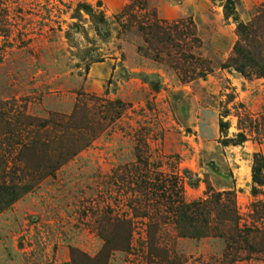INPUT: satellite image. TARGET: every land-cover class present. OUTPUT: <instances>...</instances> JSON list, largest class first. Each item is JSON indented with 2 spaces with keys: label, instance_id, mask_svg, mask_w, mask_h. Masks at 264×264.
<instances>
[{
  "label": "rangeland",
  "instance_id": "1",
  "mask_svg": "<svg viewBox=\"0 0 264 264\" xmlns=\"http://www.w3.org/2000/svg\"><path fill=\"white\" fill-rule=\"evenodd\" d=\"M258 19L264 0H0V189L27 188L0 264H264V78L235 56L264 55L238 28Z\"/></svg>",
  "mask_w": 264,
  "mask_h": 264
},
{
  "label": "trees",
  "instance_id": "2",
  "mask_svg": "<svg viewBox=\"0 0 264 264\" xmlns=\"http://www.w3.org/2000/svg\"><path fill=\"white\" fill-rule=\"evenodd\" d=\"M258 23H259V19L256 22H252V24L249 26L239 25L238 28H239L240 33H242V34L245 33V31H249V32H253V33L255 32L256 34L261 35L264 32H262L261 29L259 31ZM151 34L152 33H149V35H151ZM260 43L262 46V44H264V40L261 39ZM246 52H247V54L245 55V53L243 52V49L241 47H239V46L236 47L235 56L238 58H241L240 59L241 63H243V64H239L236 67V71L242 75H245L246 72H248V73L255 75L257 77L259 76V77L264 78V55H262V54L251 55L248 51H246ZM250 56H252V57L250 58ZM227 130H228V124L223 122L222 120H220V122H219L220 133L225 134ZM237 137L239 140L235 143V145H240L241 143H243L245 141V137L242 134H239ZM257 172H258L257 171V163H255V167L253 169V182L261 184V180H260ZM0 190L3 191L1 193L0 197L3 196V198H4L1 202V203H3V206L0 208V210H3L6 207H8L9 205H11L12 203H14L15 201H17L19 195H21V193H22V192L20 193V191H23V190L27 191V188L26 187L16 188V187L8 186V187H2ZM196 206H198V205L192 204V207H196ZM224 215H225V213H224ZM108 222H109V220H107V223ZM115 222H116L115 225L113 223V226H112L113 227V230L111 232L112 234L110 233L111 235L109 237L105 238V240H104L105 248L109 247L116 240V235L114 234V231L116 230V228H118L122 224L128 225L127 222H119L118 220H116ZM197 231L198 230H195L196 235H194V237H197V236L200 237L199 235L201 233H198ZM126 239H127V236H126ZM126 241L127 240H125L123 242V244L126 243Z\"/></svg>",
  "mask_w": 264,
  "mask_h": 264
}]
</instances>
